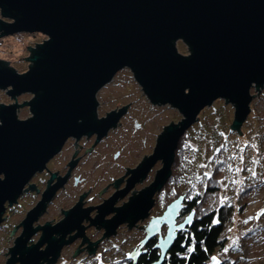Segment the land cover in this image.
I'll list each match as a JSON object with an SVG mask.
<instances>
[{
	"label": "water",
	"instance_id": "95a60500",
	"mask_svg": "<svg viewBox=\"0 0 264 264\" xmlns=\"http://www.w3.org/2000/svg\"><path fill=\"white\" fill-rule=\"evenodd\" d=\"M0 10V38L23 31L47 36L35 46L28 44L31 66L26 70L0 56V88H9L14 99L24 92L34 94L22 104L0 101V224L8 207L35 191L32 177L46 168L67 138L96 134L99 141L117 125L128 103L98 117L97 93L120 69L132 70L152 103H170L183 118L166 125L154 151L128 171L138 179L162 160L152 182L120 207H110L113 198L99 205L91 222H102L107 234L126 220L133 225L148 216L153 197L172 174L181 136L202 109L219 98L234 104L230 127L241 133L252 107V87L262 89L264 84V0H0ZM179 39L190 52L176 45ZM23 105L32 114H20ZM55 177L53 173L20 222L22 231L8 246L5 264L54 263L62 246L75 237L64 236L88 215L79 202L55 227L48 222L34 226L67 179L59 176L51 184ZM183 198L170 202L146 229L142 243L161 223L168 225L157 245L160 256L151 264L163 263L177 232L194 220L191 212L178 222ZM112 209L113 218L102 221ZM76 211L81 215L73 220ZM39 231L40 238L29 244ZM54 231H62L59 240Z\"/></svg>",
	"mask_w": 264,
	"mask_h": 264
},
{
	"label": "rangeland",
	"instance_id": "374dc122",
	"mask_svg": "<svg viewBox=\"0 0 264 264\" xmlns=\"http://www.w3.org/2000/svg\"><path fill=\"white\" fill-rule=\"evenodd\" d=\"M3 18L6 20L11 19L8 18V16ZM46 37V35L39 32L32 33L25 31L2 36L0 38V56L10 58L11 63L17 70H26L31 66V59H29L30 55H26V53L31 52L32 47L28 44L35 46L36 40H44ZM176 45L190 52L188 45L182 39H179L176 42ZM137 82L134 73H132V70L129 67L120 69L113 79L105 84L97 93L99 101L97 105V116H105L108 111L119 110L124 104L128 103L127 110L122 114L117 125L111 127L107 135L102 138V146L112 154L119 149L123 153V159L128 163L139 161L137 164H140L142 158L144 159L154 151L157 138L164 130L165 126L171 122L181 120L183 118V113L170 103H152L144 93L141 85ZM0 89V101L12 100L18 101L22 104L24 101L32 99L34 95L30 92H24L14 99L8 94L9 88ZM252 96V107L248 117L243 122L242 128L245 122L249 127L251 124L256 123L259 128V133L262 135L264 144V84L262 89L253 86ZM205 108L212 110L207 117H204V115L208 113V111H204ZM205 108L199 113L197 121L186 130L187 135L192 134L198 136L196 132L200 131L205 137L208 135L212 127L211 125H214L217 122H222L226 117L229 129L234 131L235 134H241L230 127L234 118V104L227 102L224 98H219ZM219 109L224 111L223 115L219 114ZM18 110L20 111V114H32L30 106L28 105L20 106ZM138 125L140 126L138 127ZM179 143L177 149L180 148ZM181 144L183 146V154L192 160L204 164L206 168L205 172L208 174L210 172L209 161H211L214 155V151L210 145V139L206 138L201 144H199V141H194L187 136ZM73 147L70 148L69 145L62 155L66 154L67 156V154H69L68 152H71ZM218 149H220V146L215 149V152H218ZM62 155L59 156L60 159ZM57 161L60 160L58 159ZM161 165H163L162 160H157L154 165H152L153 170L150 171L152 173V180L158 169L162 167ZM167 181L165 183H167ZM31 182H35V175L32 177ZM227 183V181H224L222 184V194L224 198L227 197L226 193H228L226 192L228 191ZM141 189L139 186V190ZM34 205L35 191H28L19 197L18 203L7 208V211L4 214L5 219L0 224V264H5L7 258H9L8 246L14 245L15 238L22 231V227L19 224L25 217L27 211ZM234 215V221L229 228L228 247L225 249L226 254H224V258L227 257L225 263L264 264V184L258 189L250 192L249 203H247L246 210H244L242 215H239L238 213ZM43 221L44 220H41L40 222L43 223ZM248 224L251 227H254V230L251 234L245 236L244 229L247 228ZM31 242H35L34 234ZM231 245L232 247H230ZM124 246L130 248L132 245L126 244ZM41 248L44 249L45 245ZM74 248L75 245H71L67 250L71 251ZM119 256H121V252L114 249L113 246L105 255L106 260L103 263L119 264L120 261L115 260ZM219 260V257H213L212 263L219 262Z\"/></svg>",
	"mask_w": 264,
	"mask_h": 264
},
{
	"label": "flooded vegetation",
	"instance_id": "af4514ba",
	"mask_svg": "<svg viewBox=\"0 0 264 264\" xmlns=\"http://www.w3.org/2000/svg\"><path fill=\"white\" fill-rule=\"evenodd\" d=\"M96 139V134L84 135L80 139L67 138L60 152L48 160L46 168L35 173V205L42 197L47 181L53 173L56 177L51 184H54L60 175H67L65 183L58 188L35 221V226L48 222L50 226L55 227L66 218V212L75 209L79 202L82 210L89 209L88 215L83 217L79 227L64 236L65 240L75 237L71 242L62 246L56 261L51 264H105L103 263L106 260L105 255L113 246L121 252V256L115 259L116 261H123L122 264L136 263L148 250L156 248L158 251L157 245L160 238L166 235L168 225L161 223L160 230L142 243L148 234L146 229L151 220L161 216L168 206L166 183L153 197L155 202L148 216L133 225L130 220H126L119 224L112 233L107 234V228L102 225V222H91L100 212L98 211L99 205L107 200L114 199L110 207L115 209L123 205L126 200L132 199L139 192V186L143 189L151 182L152 173L150 171L153 170L151 168L145 176L138 179L131 178L134 174L128 171L137 167L139 161L128 163L123 159L121 150L117 149L112 154L102 146L103 139L99 141ZM69 145L70 148L74 146L72 151L68 152L67 156L62 155ZM70 148L68 149L71 150ZM60 155H62L61 159ZM58 159L60 161H57ZM112 210L103 217L102 221L113 218L116 211ZM79 215L81 213L76 211L73 220H76ZM41 220H44L43 223L40 222ZM41 233L39 231L34 234L35 242ZM51 234L56 240L63 235L62 231H54ZM31 241L32 239L30 243H33ZM126 244L132 246L126 248L124 246ZM71 245H75V248L71 251L67 250Z\"/></svg>",
	"mask_w": 264,
	"mask_h": 264
},
{
	"label": "trees",
	"instance_id": "16d2710c",
	"mask_svg": "<svg viewBox=\"0 0 264 264\" xmlns=\"http://www.w3.org/2000/svg\"><path fill=\"white\" fill-rule=\"evenodd\" d=\"M222 109H219L220 115L224 113ZM204 111H208L203 113L207 117L212 110L205 108ZM226 118L211 125L205 137L200 131L196 132L198 136L187 135L186 131L180 140L172 174L166 183V197L169 204L183 195L178 222L191 212L194 213V220L177 232L162 264H226L224 254L234 214L242 215L249 203L250 192L264 184V144L259 128L256 123L249 127L245 122L241 134H235L229 129ZM187 136L199 141V144L206 138L210 139L214 151L209 161L210 175L206 174L204 164L183 154L181 143ZM219 146L220 149L215 152ZM238 168L242 170L237 171ZM224 181L228 182L225 198L222 194ZM253 230L254 227L248 224L244 235L251 234ZM159 256L160 250L153 248L136 263L127 264H151ZM213 257H219V262L212 263Z\"/></svg>",
	"mask_w": 264,
	"mask_h": 264
},
{
	"label": "snow or ice",
	"instance_id": "6c2138e0",
	"mask_svg": "<svg viewBox=\"0 0 264 264\" xmlns=\"http://www.w3.org/2000/svg\"><path fill=\"white\" fill-rule=\"evenodd\" d=\"M241 170H242V169H239V168L237 169V171H241Z\"/></svg>",
	"mask_w": 264,
	"mask_h": 264
}]
</instances>
